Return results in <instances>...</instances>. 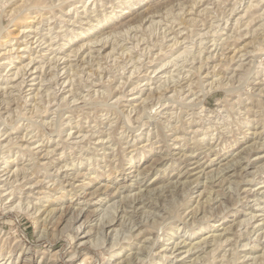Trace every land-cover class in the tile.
Wrapping results in <instances>:
<instances>
[{
    "label": "rangeland",
    "instance_id": "obj_1",
    "mask_svg": "<svg viewBox=\"0 0 264 264\" xmlns=\"http://www.w3.org/2000/svg\"><path fill=\"white\" fill-rule=\"evenodd\" d=\"M0 264H264V0H0Z\"/></svg>",
    "mask_w": 264,
    "mask_h": 264
},
{
    "label": "bare ground",
    "instance_id": "obj_2",
    "mask_svg": "<svg viewBox=\"0 0 264 264\" xmlns=\"http://www.w3.org/2000/svg\"><path fill=\"white\" fill-rule=\"evenodd\" d=\"M41 7V6H40ZM190 37V36H189ZM73 73V72H72ZM169 82V81H168ZM141 197V196H140ZM132 199V198H131ZM136 199V198H135ZM138 199V198H137ZM136 201V200H135ZM138 202H136L135 204H143V202H145V201H141V200H137ZM18 208H22L23 210H27L28 211V209H29V206L30 205H25V206H23V204H21V202H19L18 204ZM37 210H38V208H36V210H35V213L37 212ZM103 219V218H102ZM114 220V218H112L111 219V221H109V222H106V223H108L109 225H113V222L115 221H113ZM108 221V220H107ZM78 229H80V228H78ZM129 235V234H128ZM126 236V235H125ZM133 236V235H132ZM126 239V238H125ZM113 245H112V247H115L117 244H116V242H113L112 243ZM99 245V244H98Z\"/></svg>",
    "mask_w": 264,
    "mask_h": 264
}]
</instances>
